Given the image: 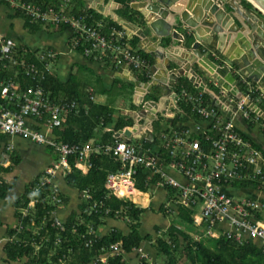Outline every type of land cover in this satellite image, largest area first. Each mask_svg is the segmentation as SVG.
Masks as SVG:
<instances>
[{
    "label": "built area",
    "instance_id": "1",
    "mask_svg": "<svg viewBox=\"0 0 264 264\" xmlns=\"http://www.w3.org/2000/svg\"><path fill=\"white\" fill-rule=\"evenodd\" d=\"M0 2L21 11L30 22L52 28L68 27L71 30V49L93 60H110L113 65L125 62L131 69L145 74L149 79L145 83L151 81L147 59L132 47L125 28L120 24L104 33L102 24L88 23L85 13L77 16L71 14L70 0H60L57 4L49 3L44 7L34 1ZM56 54L47 47L31 49L0 33V133L50 147L57 154L56 161L45 169L39 179V185H50V199L57 205L56 208L61 207L63 202L50 181V175L58 167L70 169L69 156L75 157L74 166L78 167L79 162L87 160L91 153L102 151L120 163L119 170L107 174L105 187L108 194L132 200L136 191V177L142 171L145 184L154 181L157 186L169 190V201L164 205L166 211H175V206L191 209L193 221L204 236L218 237L224 234L239 242L253 240L264 253V218L258 217L262 204L253 194L264 190V155L244 137L232 120L237 111L244 118H248L251 113L256 114L245 106V100L253 101L250 92L256 93V101L264 98L261 91L245 78L240 82L248 87V92L242 94L241 98H235L220 87L212 96L216 99L226 96L233 107L231 116L227 117V105L224 102L219 101L223 107L214 106L207 102L203 90L191 92L182 87L173 96V101L188 104L190 114L184 122L168 124L157 135L153 134L150 144L135 145L117 139L113 143L100 145L90 142L67 143L51 131L54 127L60 128L69 113L78 111V102L54 97L42 85L46 74L52 71ZM29 56H33L38 64L29 60ZM21 75L30 81L24 87L21 86ZM147 101L141 99L142 112L135 116L130 129L138 130L139 121L147 118ZM177 112L183 113L180 109ZM166 115L162 114L163 117ZM5 148L9 151L11 146ZM252 184L258 186L252 187ZM231 190L240 191L241 194ZM35 192L36 188L32 193ZM84 197H90L88 191H85ZM35 201H29L23 215L34 206ZM101 206V201H94L91 209L97 211ZM56 208L50 212L51 216ZM108 211L105 208L104 212ZM63 223L54 216L51 219L50 226L56 229L53 239L55 246L62 241L60 233L64 230ZM43 227L47 231L45 217L40 226L35 227L34 233L39 235L38 241L34 243L36 248L49 240L45 233L39 232ZM89 232H92L91 228ZM194 238L198 237L195 235ZM118 248L117 244L112 245L111 254L117 253ZM97 259L105 261L106 258L101 256ZM59 260L63 261V256Z\"/></svg>",
    "mask_w": 264,
    "mask_h": 264
},
{
    "label": "crops",
    "instance_id": "2",
    "mask_svg": "<svg viewBox=\"0 0 264 264\" xmlns=\"http://www.w3.org/2000/svg\"><path fill=\"white\" fill-rule=\"evenodd\" d=\"M136 1L140 0H129L127 4L128 7L124 8V5L117 0H83L84 7L92 8L94 11L100 13L103 17H109L123 26L130 40L133 37L136 38V44L132 47L150 54V57L152 59V62L149 64V70L152 75L151 81L154 82V86L160 89L159 100L162 104L160 106V113L158 112V115L151 123L148 122V113L145 120L141 119L139 121L140 125L138 127V130L136 129V131H132L130 136H125L124 138L119 136L118 131L125 127L134 125L135 116L138 113L142 112L141 95L143 94L145 88L142 85L143 82L138 79V75L143 72L131 69V67L125 62H121L118 65L108 64L106 62L87 58L80 51L71 49V30L68 27L60 29L59 27L61 26H59L58 28H52L41 24L40 29H38L34 33H30L24 26L25 20L23 18L22 12L19 11L18 13L16 12L18 10L10 7L7 3L0 2V20L6 21L9 27L7 33L0 29L1 34H4L7 37H11L31 49H36L39 47H47L53 49L57 54L55 61L53 62L52 71L50 73L56 74L63 81V83H66L68 80H71V78L74 77L73 86L83 95V97L86 98L87 96L95 104L108 105L112 108L113 112L111 115V122H109L105 126L100 127L99 125H97L93 128L92 132L94 136L89 141L92 144L94 141L101 138L102 131H112L114 140L110 141V143H113L117 139L130 142L135 145H147L150 144L153 139V136L151 140L146 137L145 130L147 128L152 131V135H157L164 126L172 123H182L187 119L186 117V119L184 120H176L175 122H173L174 119H177L184 115L183 113L181 114L177 112V109H180L182 111V109L178 105L180 101L178 100L177 103L173 101V96L176 93H179L173 89V85L175 84L177 79L175 82L170 83L172 91L167 94V96H163V89L157 83L158 79L156 78V76L166 75L163 73L162 63L165 65V63L169 61V69H179L180 67H182L181 64L178 67L175 62L181 63L180 59H186L189 56V52L185 50V47L191 45V43H193L195 39L192 33H190L188 30L177 29L182 35L186 36V38L184 40H180L177 45L172 46L169 49L166 47L169 42V38L167 36L162 37L159 43H157V39L154 42L151 41L149 37L153 33H151L149 30L148 22H146L145 24L144 21V19H147L148 17V10L145 9V6L136 7ZM187 1L188 0H178L171 7L176 9L179 8L181 10L185 7ZM239 2L244 8H247L243 5L242 0H240ZM100 5H102L103 10L98 9ZM118 17L125 19V21H127L131 26V29L125 27L121 22H119L117 20ZM129 17H132L133 19L129 20ZM149 18H151V16H149ZM166 21H170L169 17L166 18ZM135 27L142 30L147 39L142 38L138 34H136ZM209 39L213 46L201 43L199 48L203 49L204 53L218 64H220V61L226 60L224 54H233V52L229 50L230 43L225 44L224 37H218L216 34H212V37ZM160 45L164 47L163 50H160ZM153 49L161 53L164 52L167 55V57L163 59V62L160 57H157L154 52H151ZM153 67H155V69ZM132 78H134V80H137L138 82L136 83ZM242 78H245L247 81H249L252 86L256 87L264 95V91L261 90L255 82L244 76H240L239 74L236 76L238 87L241 83L240 80ZM188 80L194 88L193 90L188 91H198V88L193 84V81H191L189 78ZM202 80L205 83V87L207 89V92L204 91V95L205 93L208 94V97H205V99L207 100V102L212 104V94L216 93L220 87L216 84V81L210 80V78L205 74H202ZM213 86L217 88V91L211 89V87ZM182 87L183 86L180 85V90ZM146 95L147 93L143 95V101L148 100L145 97ZM164 97L166 99L162 100ZM228 97L232 98L231 96ZM150 100L151 99H149V101ZM258 100H261V98ZM255 103L257 104V101ZM258 106L261 108L260 105ZM261 109L263 110L261 115L253 113L250 114L248 118H244L240 114V112L237 111L233 114L232 120L235 123L237 129L244 135V137L249 139L255 147L259 148L264 155V109ZM162 114L167 115L163 117ZM159 116L162 118L161 120H158V123L155 126V120ZM66 118L67 116L64 118L60 128L62 126H65ZM120 119L124 121L130 120V123L124 125L120 129H114L116 122ZM71 125L75 129L84 127L83 122H73ZM52 134L55 133L53 132ZM30 143L31 145H37L36 143L19 136H6L5 141L2 142L3 147L0 150V152H3L4 150H6L5 147L9 145L11 146L9 152L15 151L20 156L19 163L10 172L0 173V177L8 182L15 180V184L12 187L10 193L5 198H0V264H25L26 258H22L19 261L6 260V254L4 252V245L6 244V242L11 239H17V237L15 236L10 237L8 235V228L15 227L18 224V218L15 214L13 202L23 193L24 187L29 181H31L40 173H44L45 169L52 166L56 161V153L53 151V149L47 150L43 145H40V147L44 148L47 152L41 154V159H29V153V157L27 158L24 150L26 149L25 147L29 146ZM29 150L30 149H28V151ZM114 160L116 161V159ZM0 163L3 166H7L9 164L8 155L6 152L3 153V158L0 157ZM89 166L90 164L88 165L87 159L79 162L77 168L80 169L82 173H87ZM68 170L70 171V169H62L58 167L54 171V173L50 175L51 183L56 187L58 193L61 194L65 199L62 206L56 208L52 215V217L54 216L62 222L66 220L71 211H78V205L82 202L84 193L85 191H87L85 190L84 192L80 193L79 190L70 187L66 183L64 177L66 172H69ZM146 186V190L143 191L139 190L135 184L136 193L134 192V196L132 197L131 201L138 206L145 208V211L141 216V225L139 229L142 235L151 234L152 239L150 241L143 240L138 248L134 249L132 252L125 254L127 264H137L141 258H147L151 264H165L164 257L161 255H157L156 249L153 246V241L158 236L160 231L165 230L174 221V218L176 217L175 212L177 211L178 207H180L178 206L176 208L175 206L173 208L175 211L172 212L166 211L164 205L169 201V190L167 191L166 187L157 186L154 181H152L150 184H146ZM255 186L258 185L255 184ZM231 191L234 192L235 190ZM236 192L237 194H241L240 191H235V193ZM253 194L262 204V208L260 210V213L258 214V217L264 218V190L256 191ZM160 208H163L164 211L162 212ZM28 210H32V208ZM21 211L23 213V211H25L24 208ZM165 212L168 214H165ZM192 213V223L198 229V231H200L199 227L193 221ZM48 221L49 219H47V226L49 224ZM105 222L106 223L103 226H100L98 228L101 233L107 232L111 228H118L124 233H127L129 231L126 222L121 220L120 218H106ZM144 222L146 223L143 225ZM176 223L179 222L176 221ZM45 227L42 228L44 229L43 233H45V235L48 237V233L47 231H45ZM153 228L154 233L151 232ZM157 228L159 230L156 232ZM32 232H35V227H33ZM187 233L191 235L193 240H197L200 238V233L188 231ZM195 235L198 238H194ZM244 241L254 242L258 247H260L256 241ZM102 256H104V258L107 257L106 254Z\"/></svg>",
    "mask_w": 264,
    "mask_h": 264
},
{
    "label": "trees",
    "instance_id": "3",
    "mask_svg": "<svg viewBox=\"0 0 264 264\" xmlns=\"http://www.w3.org/2000/svg\"><path fill=\"white\" fill-rule=\"evenodd\" d=\"M34 1L41 4L43 7L49 3L57 4L60 0H25ZM128 7L129 0H117ZM245 7L251 8V4L242 0ZM69 12L75 16L85 13L88 18V23L100 22L104 33H108L110 27L120 26L117 22L109 17H103L100 13L94 11L92 8L83 6V0H70ZM19 13V10L16 11ZM128 17V16H127ZM24 26L30 33H34L41 28L40 23L30 22L28 18L24 17ZM133 19L129 17V20ZM60 29L66 26L59 27ZM136 38H131V45H135ZM143 57H145L149 64L152 62L150 54L143 52L139 49ZM29 60L35 61L33 56L28 57ZM108 64L110 60L105 61ZM141 82H147L149 79L144 73L138 75ZM21 86L24 87L30 83L24 77L20 78ZM74 77L66 83L53 73L46 74L42 85L48 89L54 97H61L67 100H76L79 108L77 112H72L67 115L66 124L61 128L54 127L51 133H55L63 142L84 144L93 138V128L97 125L105 126L111 122L112 108L108 105L95 104L93 101L83 95L74 88ZM180 85L187 90H193V86L186 76H179L173 85L176 92L180 91ZM239 88L242 93L248 92V87L240 83ZM216 90V87H211ZM160 96V89L153 85L149 93L145 96L146 99L157 101ZM204 97H208L205 93ZM250 98L254 102L256 93L250 92ZM257 104L264 109V98L257 100ZM182 109L183 114L181 117L174 119L184 120L190 114V107L183 101L178 103ZM253 114V113H251ZM155 120V126L158 120ZM73 122H83L84 127L75 129L72 127ZM130 123V120H118L114 129H120L124 125ZM89 127V128H87ZM264 129V128H263ZM112 131H102L101 138L93 142L96 144H106L113 141ZM6 136L0 133V150L5 141ZM47 150H52L50 147L45 146ZM7 151V150H4ZM9 164L3 166L0 163V173L10 172L20 161V156L17 152L7 151ZM55 154V158L57 159ZM74 156L68 157V162L71 166L70 171L66 172V183L73 188L79 190L80 193L85 190L88 191L90 197L83 198L82 202L78 205V211H71L63 223L64 230L60 233L62 241L59 245H53L54 235L56 229L50 226L52 216L50 212L54 210L57 205L50 199V185L45 183L39 185V179L42 176H35L29 181L23 193L15 199L13 206L15 214L18 218V224L15 227L8 228V235L15 236L17 239H11L4 245V252L6 260L19 261L26 258L25 264H127L125 254L132 252L138 248L143 240L150 241L151 234L142 235L140 232L141 216L145 211L144 207L138 206L128 199H120L114 195L108 194L104 187L106 176L108 172L117 171L119 169V162L115 161L110 154L102 151H96L89 155L88 162L90 164L87 173H82L80 169L74 166ZM143 172L137 175L136 187L139 190L145 191L147 186L143 181ZM15 184V180L8 182L0 177V198H5L11 191ZM250 186H255L252 184ZM36 188V194H33V189ZM136 193V191H134ZM171 194V192H170ZM60 198L64 202L61 194ZM31 199H36L32 210H28L25 215L22 209L28 207ZM94 201H101L102 206L94 211L91 205ZM105 208H108V213H105ZM163 212L164 209L160 208ZM192 210L185 207H178L175 212L174 221L165 230L160 231L158 236L153 241V246L156 249L158 256L164 257L165 264H264V254L260 247L251 241H236L231 237L220 234L218 237L204 236L202 231L193 225L191 219ZM165 214H168L165 212ZM49 219L48 221V241L39 244L38 248L34 243L38 241L39 235L35 234L33 227H39L43 218ZM106 218L117 219L125 221L129 231L122 232L118 228H111L107 232L101 233L99 227L103 226ZM178 221L179 223H176ZM33 223V225L31 224ZM184 227V228H182ZM92 232H89V229ZM159 229H156V232ZM44 229H40L43 233ZM188 232L200 233V238L193 240ZM118 245V252L111 254L112 245ZM106 254L105 261L97 259ZM63 256V261L59 257ZM183 259V260H182ZM137 264H151L147 258H141Z\"/></svg>",
    "mask_w": 264,
    "mask_h": 264
},
{
    "label": "water",
    "instance_id": "4",
    "mask_svg": "<svg viewBox=\"0 0 264 264\" xmlns=\"http://www.w3.org/2000/svg\"><path fill=\"white\" fill-rule=\"evenodd\" d=\"M177 1L140 0L135 3L136 7L145 6V9L148 10V17L144 21L145 24L148 22L149 30L153 33L149 37L151 41L154 42L157 39V43H159L162 37L167 36L169 42L166 47L169 49L186 38L177 29L188 30L195 39L191 45L185 47L189 56L186 59H180L181 63L175 62L178 67L180 64L182 67L169 69V61L165 65L162 63L163 73L166 75L156 76V78L158 79L157 83L163 89V96H167L172 91L170 83L175 82L179 76H186L193 81L198 89L207 92L202 74H205L210 80L216 81L219 87L225 89L235 98H241L243 94L237 85L236 76L238 74L252 80L264 91V0H246L251 4V8H244L240 4V0H188L181 10L171 7ZM102 8V5L98 7L99 10H103ZM167 17L170 21H166ZM117 20L131 29L125 19L118 17ZM135 30L136 34L147 39L142 30L137 27ZM212 34L224 37L225 44L230 43L229 50L233 52L232 55L224 54L226 60L220 61V64L199 48L201 43L213 46L209 39ZM159 48L160 50L164 49L161 45ZM151 52L160 57L162 62L167 57L164 52L161 53L155 49ZM153 68L155 69V67ZM132 79L134 80V78ZM142 85L145 90L141 99L155 84L150 81L149 83L143 82ZM165 99L164 97L162 100ZM219 101L227 105L226 116L229 117L233 109L232 105L228 103L226 96H220L219 99L213 97L212 104L223 107L224 105ZM161 105L159 99L145 102V108L149 113V123L156 118ZM245 106L258 115L263 112L255 102L249 99L245 100ZM132 131H136V129L125 127L120 129L118 134L124 138L130 136ZM145 132L146 137L151 140L152 131L147 128Z\"/></svg>",
    "mask_w": 264,
    "mask_h": 264
},
{
    "label": "rangeland",
    "instance_id": "5",
    "mask_svg": "<svg viewBox=\"0 0 264 264\" xmlns=\"http://www.w3.org/2000/svg\"><path fill=\"white\" fill-rule=\"evenodd\" d=\"M8 24L6 21H3V20H0V29L4 32L7 33L8 31ZM34 147V149H33ZM26 149L24 150V153L25 155H27V158L29 157V154H30V158L29 159H32V158H35V159H41V154H44L46 153L47 151L44 149V148H41L39 144L35 145V144H32L31 143L29 144V146L25 147ZM28 149H30L28 151ZM7 153V151H3V152H0V157L3 158V153ZM29 153V154H28ZM170 218V217H169ZM146 222L143 223V225L145 224ZM154 233V228L153 230L151 231ZM183 260V259H182Z\"/></svg>",
    "mask_w": 264,
    "mask_h": 264
}]
</instances>
